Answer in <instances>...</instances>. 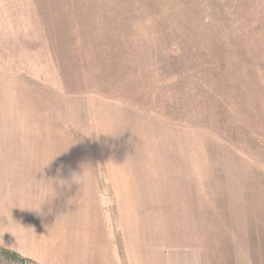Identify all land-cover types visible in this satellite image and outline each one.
<instances>
[{"label": "rangeland", "instance_id": "obj_1", "mask_svg": "<svg viewBox=\"0 0 264 264\" xmlns=\"http://www.w3.org/2000/svg\"><path fill=\"white\" fill-rule=\"evenodd\" d=\"M102 100L188 117L189 168L210 163L189 171V206L224 205L189 208V252H264V0H0L8 136H42L60 110L104 152L89 109Z\"/></svg>", "mask_w": 264, "mask_h": 264}, {"label": "crops", "instance_id": "obj_2", "mask_svg": "<svg viewBox=\"0 0 264 264\" xmlns=\"http://www.w3.org/2000/svg\"><path fill=\"white\" fill-rule=\"evenodd\" d=\"M115 103L89 105L104 152L83 141V124L62 125L60 110L42 136H8L16 122L3 127L0 103V264H264V252H189V208L224 205L189 206V171L206 176L210 163L189 168L188 117Z\"/></svg>", "mask_w": 264, "mask_h": 264}]
</instances>
